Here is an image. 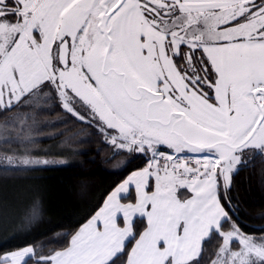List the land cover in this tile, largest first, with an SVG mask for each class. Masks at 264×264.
<instances>
[{"label":"snow or ice","instance_id":"1","mask_svg":"<svg viewBox=\"0 0 264 264\" xmlns=\"http://www.w3.org/2000/svg\"><path fill=\"white\" fill-rule=\"evenodd\" d=\"M57 108L145 166L38 264H264L220 193L264 154V0H0V170L56 163Z\"/></svg>","mask_w":264,"mask_h":264},{"label":"trees","instance_id":"2","mask_svg":"<svg viewBox=\"0 0 264 264\" xmlns=\"http://www.w3.org/2000/svg\"><path fill=\"white\" fill-rule=\"evenodd\" d=\"M60 111L53 109L42 117L46 140L39 146L60 154L68 160L66 165L0 170V256L31 246L36 255L27 264H38L40 256L66 246L70 234L94 215L107 195L145 166L142 154L119 152L97 129L58 115ZM220 193L230 216L225 227L234 223L246 235L264 238V154L233 174L226 196L223 187ZM34 205L38 211L32 218ZM218 247L211 241L202 264H210Z\"/></svg>","mask_w":264,"mask_h":264},{"label":"rangeland","instance_id":"3","mask_svg":"<svg viewBox=\"0 0 264 264\" xmlns=\"http://www.w3.org/2000/svg\"><path fill=\"white\" fill-rule=\"evenodd\" d=\"M44 118H42V120H43ZM44 121V120H43ZM45 122V124H46V121H44ZM37 139H40V140H42V141H45L46 140V134L45 133H41L38 137H37ZM39 150H40V152L42 153V155L40 156V158H46V159H49V160H55L56 161V163L55 164H50V165H48V166H62V165H66L67 163H68V160L67 159H65L64 157H62V156H60V154H59V156L57 157V156H55L54 154H56L55 153V151H52V150H50V149H46V147L45 148H42V147H40L39 146ZM45 152H50V154H53V155H49V156H46V155H43V153H45ZM60 152H63L61 149H60ZM140 154V153H139ZM60 161H63V163H60ZM38 167H45V166H38ZM131 174V173H130ZM128 176V175H127ZM126 176V177H127ZM125 177V178H126ZM124 178V179H125ZM123 179V180H124ZM122 180V181H123ZM121 181V182H122ZM120 182V183H121ZM119 183V184H120ZM220 187H223V182L221 181V186ZM26 219H27V217H25L24 219H23V221H26ZM29 247H31V246H29ZM236 247H238V245H236ZM25 248V247H24ZM23 249V248H22ZM19 250H21V249H18V250H13V251H9V252H7V253H5V254H3V255H1V256H4V255H7V254H9V253H11V252H15V251H19ZM51 254V253H50ZM49 255V254H48ZM47 256V255H46Z\"/></svg>","mask_w":264,"mask_h":264},{"label":"crops","instance_id":"4","mask_svg":"<svg viewBox=\"0 0 264 264\" xmlns=\"http://www.w3.org/2000/svg\"><path fill=\"white\" fill-rule=\"evenodd\" d=\"M118 185H119V184H118ZM109 194H110V193H109ZM94 214H95V213H94ZM87 221H88V220H87ZM87 221H86V222H87ZM86 222H85V223H86ZM82 225H83V224H82ZM82 225H81V226H82ZM81 226H80V227H81Z\"/></svg>","mask_w":264,"mask_h":264}]
</instances>
